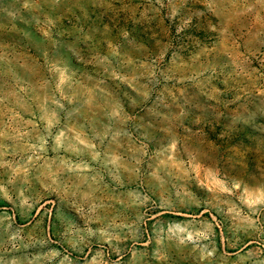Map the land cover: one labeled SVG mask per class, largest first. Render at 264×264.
I'll return each instance as SVG.
<instances>
[{
  "label": "rangeland",
  "instance_id": "1",
  "mask_svg": "<svg viewBox=\"0 0 264 264\" xmlns=\"http://www.w3.org/2000/svg\"><path fill=\"white\" fill-rule=\"evenodd\" d=\"M0 264H264V0H0Z\"/></svg>",
  "mask_w": 264,
  "mask_h": 264
}]
</instances>
